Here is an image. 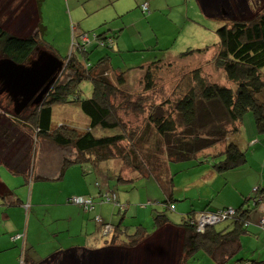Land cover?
<instances>
[{
  "label": "rangeland",
  "instance_id": "1",
  "mask_svg": "<svg viewBox=\"0 0 264 264\" xmlns=\"http://www.w3.org/2000/svg\"><path fill=\"white\" fill-rule=\"evenodd\" d=\"M33 7L34 0H0V25L22 36L32 33V25L36 21ZM263 11L264 0H44L42 16L47 30L43 41L50 50L63 59L75 53L83 61L87 55L83 40H80L82 46L73 45L75 36L85 33L90 38L87 44L91 50L88 63L93 64L109 54L114 69L124 72L120 74L124 78L123 84L116 81L119 72L113 73L111 70L109 77L118 87L112 102L120 124L119 131L127 139L114 150L115 158L98 166L86 163L83 167L89 173L84 177L81 167L71 166L64 181H53L50 179L57 176L64 160L81 158V154L74 147L57 146L50 139L38 137L26 122H18L19 125H16L20 129L16 128V133H24L26 141L33 148L35 176L45 179L26 184L25 176L14 174L5 165L0 166V179L12 191L5 201L0 198V264H26L25 260H30V257L40 261L54 253L60 245L70 246L78 242L81 227V218L75 210L78 206L67 204L66 200L77 196V190L97 196L99 188L105 194L115 193L123 207L118 214L119 209L114 203L97 204L96 208L102 211L103 219L115 221L114 224L122 219L123 226L131 230L127 234H133L136 227L142 226L148 236L134 248L118 241L125 248L108 246L100 254L97 253L99 259L95 256L96 260L90 264H183L182 248L187 236L184 229L164 226L156 230L154 227L156 214L165 212L175 224H180L183 216L179 209L166 208L167 192L155 177L133 173L132 168L135 167L125 161L128 153H132L134 161L145 159L154 164L157 170L165 171V178L170 180L168 186L175 197L172 208L180 205L182 211L192 204L198 206L207 199H212V206L220 208L228 202L226 195L231 189L242 200L248 199L245 205L250 204L251 213L255 207L259 208L264 198V191L259 190L264 188V132L257 130L252 111L244 114L242 130L234 136L247 154V162L237 171L251 173L250 177L243 176L242 181L239 178L244 173L235 178L229 174L230 171L219 173L210 163L201 166H196L192 161L173 163L169 165L168 172L164 148L157 146L156 130L147 124L150 112L156 105L165 103L164 107L170 108L166 103H173L185 94L193 82L191 71L199 66L202 75L212 82L230 85L225 72L218 69L214 62L219 42L216 31L225 21L236 18L248 20ZM94 32L113 36V41L105 39L109 46L103 44ZM207 46H211L207 52L180 57L189 49ZM43 51L42 48L37 49L26 65H30ZM5 58L0 45V60ZM157 60L161 61L148 72V64ZM63 62L64 68L56 75L61 82L72 75L66 68L67 61ZM105 64L109 65V62ZM83 65L88 66L86 61ZM148 73L150 76H147ZM2 87L0 83V128L9 126L12 130L10 120H13L15 106ZM81 89L84 97H92L93 85L90 81H84ZM34 106L31 102L19 115L26 116ZM69 109L67 115L71 123L79 128L77 131L87 129L88 124L84 122L81 110L74 107ZM58 113L62 117L66 115L63 111ZM143 132L144 136L139 139ZM253 139L255 143L249 144ZM134 147L144 152V156L139 154L136 158ZM118 173L132 180L118 181ZM19 198H23V204H15ZM66 205H74V212ZM7 211L12 214L7 213L9 218L5 215ZM71 216H75L72 221ZM8 219L15 227L11 232L5 228V220ZM100 222L97 223L101 229ZM226 225L227 222L218 223L216 229ZM107 226H104L106 234L114 233L113 227L107 230ZM69 229L73 233L68 238ZM261 237L264 241V235ZM255 241L260 242L258 238ZM61 250L64 256L75 253L72 248ZM22 253L24 259L20 263ZM72 262L64 261L58 255L45 264ZM188 264H216V260L201 251L191 257Z\"/></svg>",
  "mask_w": 264,
  "mask_h": 264
},
{
  "label": "trees",
  "instance_id": "2",
  "mask_svg": "<svg viewBox=\"0 0 264 264\" xmlns=\"http://www.w3.org/2000/svg\"><path fill=\"white\" fill-rule=\"evenodd\" d=\"M43 2L44 0H34L36 21L32 25V33L22 36L9 32L0 25L1 51L6 58L19 64H27L35 51L42 48L63 59L58 53L50 50L43 41L47 30L42 16ZM216 32L219 42L214 62L218 69L225 72L230 85L212 82L202 75V68L199 66L191 71L193 82L182 97L173 103H166L170 108H165V103H162L156 105L150 112L147 125H152L156 130L157 146L161 145L164 148L168 172L169 165L178 162L192 161L196 166L210 163L214 170L223 174L245 164L247 162L246 151L234 140V136L241 132L244 114L247 111L253 112L257 130L264 132V74L262 73L264 68V11L248 20L236 18L225 21ZM94 34L100 41H105L104 44L108 46L109 43L105 39L113 37L104 33V35L96 32ZM78 38L79 36L76 35L75 40ZM210 48L211 46L189 49L181 53L180 57L207 52ZM85 49L87 55L83 61L75 53L63 59L67 61L66 68L72 72L68 80L61 82L57 79L43 100L35 104L26 116L13 114V120H10L12 130L9 126L0 128V166L5 165L14 174H22L28 178L30 183L45 178L35 176L33 148L31 143L26 141L27 136L24 133H16L18 122H26V125L30 126L38 137L50 139L57 146L74 147L81 154V158L64 160L61 166V176L71 166L81 167L82 175L85 176L89 173L83 167L86 163L98 166L101 162L115 158L114 150L127 139L125 134L119 131L120 124L112 102V96L117 94L118 87L109 77L111 70L113 73L119 72L116 81L123 84L124 78L120 74L124 72L114 69L112 57L109 54L100 57L93 64L88 63L91 50L88 46ZM84 60L88 66L83 65ZM106 61L109 65L105 64ZM160 61L148 64V72ZM147 76L150 74L148 73ZM87 80L93 85V95L88 98L82 95L81 89V84ZM70 107L81 110L83 113L81 116L88 124L87 129L77 131L79 128L71 123L67 115ZM58 108H60L59 111L56 110ZM62 111L66 114L64 117L58 113ZM59 118H61L60 121H58ZM144 133H141L139 139H142ZM133 150L137 154L136 158L139 154L142 157L145 154L136 147ZM131 155L132 153H128L125 161L135 167L132 168L133 173L155 177L162 189L168 193H166V208L176 210L175 206L172 208L175 197L168 186L170 180L165 178V171L157 170L154 164L151 165L145 159H141L140 162L134 161ZM117 177L118 181L132 180L120 173ZM170 183L172 184V179ZM97 185L100 186L99 183ZM259 190L264 191V188ZM11 193V189L0 179V198L5 201ZM74 197L88 199L90 203L87 207L82 203H74L71 200ZM247 200L240 207L192 209L183 215L180 224L171 221L165 212L159 213L155 215L154 227L156 230L164 226L184 229L187 236L182 248L183 264H188L189 259L201 251L215 260L222 261L225 255L233 253L236 247L237 249L241 247L240 235L247 231L245 226L249 225L252 209L249 203L248 206L245 205ZM67 201L80 207L85 213H93L97 209V204L105 203L117 205L118 214L123 210L116 194H105L101 188L95 197L77 195L68 198ZM258 203L259 201L256 202ZM230 207L236 210V214L231 219L218 223L233 224L232 229L228 230L227 225L221 230L216 229L218 223L207 226L204 231L198 229L199 214L217 213ZM94 220L98 223L101 220L103 227L107 225L113 227V242L118 240V236L125 234L124 245L136 247L143 242L145 236H148L147 230L142 226L136 227L133 234H127L131 230L123 226L122 219L118 224H114L106 222L101 215H95ZM261 229L264 232L262 227ZM219 252H221L220 257H218ZM22 259H24L23 255L20 257V263ZM29 264H35V262L31 260Z\"/></svg>",
  "mask_w": 264,
  "mask_h": 264
},
{
  "label": "crops",
  "instance_id": "3",
  "mask_svg": "<svg viewBox=\"0 0 264 264\" xmlns=\"http://www.w3.org/2000/svg\"><path fill=\"white\" fill-rule=\"evenodd\" d=\"M252 142L249 144H253L255 143L254 141L256 140H251ZM256 145V144H255ZM62 166V164L60 165ZM76 167V166H75ZM60 171L57 174V176H55L54 178L50 179L53 181H64L67 178L68 175V171L69 168L66 170V172L64 173L63 176H61V168L59 167ZM239 168V167H238ZM234 169L231 170L229 172V174H232L231 176L235 177L241 176V174H243L239 179L240 181H242L243 176L246 177H250L251 173L244 171L243 173H241L240 171H237L239 169ZM228 174V175H229ZM226 175V176H228ZM84 177V176H83ZM26 178V184H29L30 182H28L29 180H27L28 178ZM82 179V177H81ZM227 179H229V177H227ZM79 180V179H78ZM83 180V179H82ZM36 181V180H34ZM264 183V181H263ZM264 185V184H263ZM36 185L34 184V187ZM253 186V185H252ZM226 188H224L225 190ZM223 190V192H224ZM75 191V190H74ZM78 195H92L91 192H83V190H77ZM229 193H227L226 198H227V203L224 204L222 207L220 208H224V207H228V206H233V207H240V205L245 201L242 200L239 195H237V192H235L234 190H230L228 191ZM241 193L246 194V191H242ZM69 195H72L71 193ZM95 195V194H93ZM92 195V196H93ZM95 197V196H94ZM264 197V195H263ZM23 199V198H22ZM19 198L18 201H16L17 203L19 202V204H23L24 201ZM246 199V198H245ZM67 201V200H66ZM212 199H207V201L205 202H200L198 204V206H196L195 204H192L189 208H185V210H180L181 206L179 205L178 208L176 207V210L179 209L180 213L182 214V216L185 213L190 212L192 209L195 210H202V209H220V208H216L214 206H212ZM70 204V203H67ZM259 208L255 207L256 209L251 213L250 217H249V225L245 226V228H247L246 232L241 233L240 235V245L241 247L236 249L233 251V253H229V255H225L224 259L222 261L220 260H216V264H264V241H262V235H264V232L262 231V229L260 228V220L262 217H264V198L263 200L260 202L259 204ZM67 207H69L70 205H66ZM262 206V207H261ZM72 208V212H74L73 208L74 205L70 206ZM261 207V208H260ZM76 213L79 215V217L81 218V227L79 230V241L70 245V246H62L60 245L59 248H57V250L54 253L49 254L47 257H45L43 260L37 261L36 258L34 257H30L31 260H33V262H35V264H45L48 261H51V259H55L58 255L60 257V259H64L65 260H72V264H90L89 262H93L92 260H96V258H98L100 255H96L97 253L100 254L99 252H101L104 248H107L108 246H114L116 248H125V246L120 245L121 243L118 241H121L123 243V239L125 238L124 236H120V238H118L117 241L113 242V233L111 235L106 234L104 227L102 226L101 229L98 228L100 227L96 220H94L95 215H103L101 210L95 209V212L93 213H85V211H83V209H81L80 207H75ZM252 211V210H251ZM12 215L10 211H7L5 215L8 216ZM9 218V216H8ZM73 218H75V216H71L70 221L73 220ZM105 220V219H104ZM106 222H111V220H105ZM6 225V231L7 232H11L15 229V227L12 226L10 219H8L7 221L5 220ZM115 221H113L112 223H114ZM228 230L233 228V224H228ZM84 228H86V231H84ZM100 229V231L98 232V229ZM223 229V228H222ZM221 230V229H219ZM68 232V238L71 235L70 233V229L67 230ZM84 235V236H83ZM104 239H100L102 237ZM71 237V236H70ZM124 237V238H123ZM66 238V237H65ZM255 238H258L260 240L259 243H257L255 241ZM21 240V239H20ZM19 241V238H18ZM124 245V244H123ZM24 249L26 248V244L24 241ZM66 248H72L74 250L75 253L64 256L63 255V250L61 249H66ZM134 248V247H132ZM23 249V250H24ZM22 250V252L24 253V251ZM23 253L21 255H23ZM221 252H219L218 257H220ZM99 259V258H98ZM30 260V261H31ZM29 260H26V264H29L30 262ZM63 262V261H62Z\"/></svg>",
  "mask_w": 264,
  "mask_h": 264
},
{
  "label": "water",
  "instance_id": "4",
  "mask_svg": "<svg viewBox=\"0 0 264 264\" xmlns=\"http://www.w3.org/2000/svg\"><path fill=\"white\" fill-rule=\"evenodd\" d=\"M63 68V60L46 51L30 65L9 58L0 60V83L14 102L15 114H20L31 102L40 103Z\"/></svg>",
  "mask_w": 264,
  "mask_h": 264
},
{
  "label": "built area",
  "instance_id": "5",
  "mask_svg": "<svg viewBox=\"0 0 264 264\" xmlns=\"http://www.w3.org/2000/svg\"><path fill=\"white\" fill-rule=\"evenodd\" d=\"M80 35H79L78 39L74 40L75 44L73 46H76V45L77 46H82L80 40H83L82 43L86 47L87 44L90 43L89 35L85 34V33H82ZM96 38H97V36H96ZM106 39H111L112 40V37H109V38H106ZM100 42H102L103 44L106 43L105 41H100ZM71 200L74 203L85 204L86 207L90 203V201L88 199L84 200V199H81V198H78V197H74ZM235 214H236V210L234 208H231V207L227 208L225 210L219 211L217 213L199 214L198 217H197L198 229L200 231H204L207 226L214 225V224H216V223H218V222H220L222 220H225V219H231ZM259 224H260V227H262L264 229V217L261 218ZM109 229L111 230V226H107V230H109Z\"/></svg>",
  "mask_w": 264,
  "mask_h": 264
}]
</instances>
